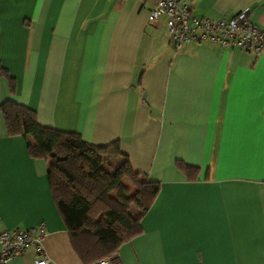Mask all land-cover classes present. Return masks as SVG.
Wrapping results in <instances>:
<instances>
[{
  "label": "crops",
  "instance_id": "obj_1",
  "mask_svg": "<svg viewBox=\"0 0 264 264\" xmlns=\"http://www.w3.org/2000/svg\"><path fill=\"white\" fill-rule=\"evenodd\" d=\"M151 3L0 0V65L14 80L11 93L0 75V104L12 99L91 144L117 142L109 173L127 161L159 183L141 232L117 248L121 264H264V53L209 42L174 50L164 18L148 21ZM191 7L217 20L246 10L264 27V0ZM48 165L8 134L0 111V231L43 222L47 264H82ZM36 257L29 247L4 264Z\"/></svg>",
  "mask_w": 264,
  "mask_h": 264
},
{
  "label": "trees",
  "instance_id": "obj_2",
  "mask_svg": "<svg viewBox=\"0 0 264 264\" xmlns=\"http://www.w3.org/2000/svg\"><path fill=\"white\" fill-rule=\"evenodd\" d=\"M0 75L7 78L13 93L14 80L1 65ZM0 111L8 134H20L31 157L49 160V189L82 264L110 254L141 232L140 217L157 194L159 183L133 171L127 161L113 173L106 171L102 164L119 155L117 142L95 145L76 132L44 126L34 110L12 99L3 101ZM180 166L189 179L195 178V167ZM122 178L135 186L133 196L127 197ZM129 204L136 207L134 214Z\"/></svg>",
  "mask_w": 264,
  "mask_h": 264
},
{
  "label": "built area",
  "instance_id": "obj_3",
  "mask_svg": "<svg viewBox=\"0 0 264 264\" xmlns=\"http://www.w3.org/2000/svg\"><path fill=\"white\" fill-rule=\"evenodd\" d=\"M124 1V0H122ZM164 18L169 42L174 50L188 43L209 42L223 48L264 53V27L251 22L242 10L228 19H211L193 13L191 0H152L148 21ZM43 222L26 228L0 231V264L34 248V264H47L43 242L47 236ZM89 264H121L117 250Z\"/></svg>",
  "mask_w": 264,
  "mask_h": 264
},
{
  "label": "rangeland",
  "instance_id": "obj_4",
  "mask_svg": "<svg viewBox=\"0 0 264 264\" xmlns=\"http://www.w3.org/2000/svg\"><path fill=\"white\" fill-rule=\"evenodd\" d=\"M102 167L105 169V170H107L108 172H111V171H113V169H114V166L113 165H109V163H107V162H104L103 164H102ZM128 183L129 184H127V186H125L126 188H127V197H131V196H133L134 195V193L136 192V188H135V186L128 180ZM109 195L111 196V197H115V194L113 193V192H110L109 193ZM129 209H130V211H135L136 210V207L134 206V205H132V204H129ZM136 212V211H135Z\"/></svg>",
  "mask_w": 264,
  "mask_h": 264
}]
</instances>
